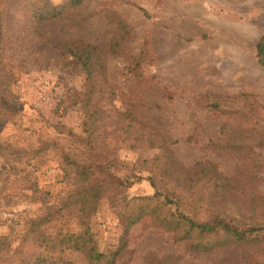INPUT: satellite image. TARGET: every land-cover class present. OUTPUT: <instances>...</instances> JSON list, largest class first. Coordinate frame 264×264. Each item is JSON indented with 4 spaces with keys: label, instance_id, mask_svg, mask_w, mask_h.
Masks as SVG:
<instances>
[{
    "label": "rangeland",
    "instance_id": "374dc122",
    "mask_svg": "<svg viewBox=\"0 0 264 264\" xmlns=\"http://www.w3.org/2000/svg\"><path fill=\"white\" fill-rule=\"evenodd\" d=\"M50 1L64 5L68 0ZM81 5L79 14L56 21L47 32L102 47L105 69L97 79L102 88L91 94L88 107L99 111V141L110 147L119 143L117 156L124 161L157 154L155 148L138 151L127 146L128 140L117 142L122 136L116 127L131 110L158 129L183 167L197 170L209 161L229 178L230 195L216 198L222 211L239 216L249 196L264 197V66L257 56L264 0H84ZM110 41L117 44L106 51L102 45ZM33 58L10 88L17 102L9 104L10 119L0 117V145L9 140L29 146L39 135L56 138L53 126L58 122L81 134L90 121L84 104L70 106L62 116L57 111L67 88H83L85 72L36 64ZM1 149L0 236L13 241L11 251H0V260L6 252L13 264L19 243L14 239L35 210L27 212L34 206L22 196L28 184L11 170L6 181ZM53 156L46 155L40 165L33 160L38 171L32 177H38L41 188L57 192L61 171ZM154 192L146 179L127 189L129 196ZM257 218L264 223V208ZM92 228L102 251L119 248L124 229L109 198L102 200ZM25 249L29 251V243ZM169 256L175 264H264V244L195 253L145 219L130 228L115 264H155Z\"/></svg>",
    "mask_w": 264,
    "mask_h": 264
},
{
    "label": "trees",
    "instance_id": "16d2710c",
    "mask_svg": "<svg viewBox=\"0 0 264 264\" xmlns=\"http://www.w3.org/2000/svg\"><path fill=\"white\" fill-rule=\"evenodd\" d=\"M83 1L53 5L50 0H0V117L9 118V104L17 102L10 90L13 81L19 80L22 70L36 56V64L85 72L83 88H67L57 111L62 116L70 106L84 104V114L90 120L85 121L81 134L58 122L53 126L56 138L39 135L36 141L30 140L29 146L20 147L9 140L1 143L6 181L11 170L28 184L22 196L34 206L27 212L35 210L32 216L25 217V228L14 239L19 243L13 264H115L130 228L145 219L195 253L231 245L264 244V223L257 218L259 209L264 208V197L249 196L239 216L222 211L216 198L230 195L229 178L209 161L197 170L183 167L158 129L133 111L122 114L124 123L116 127L122 138L117 137V142L128 140L127 146L138 151L155 148L159 150L157 154L124 161L117 156L119 148L115 147L119 143L110 147L99 141L103 134L101 128H96L99 111L88 107L91 94L102 88L97 80L105 69L102 47L51 37L47 32V27L56 21L79 14ZM70 22L80 25L76 20ZM124 24L122 29L126 32ZM116 44L112 46L110 41L102 46L111 51ZM257 56L264 66V34L257 43ZM108 150L111 155H103ZM49 154L54 155L61 171L62 189L57 192L41 188L38 177H32L38 171L33 160L40 165ZM27 166L33 169L28 170ZM142 179L148 180L155 192L129 196L127 189ZM104 198L111 200L124 229L119 248L109 253L100 249L92 228V219ZM9 239L7 234L0 236V251H11L13 240ZM1 257L0 264H8L6 252ZM155 264H175V260L169 256Z\"/></svg>",
    "mask_w": 264,
    "mask_h": 264
}]
</instances>
